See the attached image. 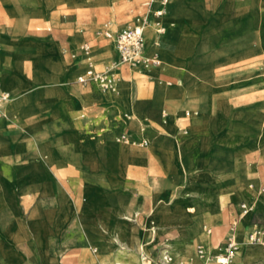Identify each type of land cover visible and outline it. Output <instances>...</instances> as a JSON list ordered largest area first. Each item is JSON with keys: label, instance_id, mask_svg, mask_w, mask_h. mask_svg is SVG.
I'll return each instance as SVG.
<instances>
[{"label": "rangeland", "instance_id": "obj_1", "mask_svg": "<svg viewBox=\"0 0 264 264\" xmlns=\"http://www.w3.org/2000/svg\"><path fill=\"white\" fill-rule=\"evenodd\" d=\"M10 1L8 4L0 0V28L16 31V36H12L16 38V50L32 46L31 43L38 39L52 38L60 42L65 63L70 64L76 59L74 55L81 54L83 63L89 65L83 44L93 41L91 53L95 48L99 52L98 46L108 45L107 48L114 49V52L92 54L96 71H105L108 65L119 63L116 44L102 37V32L107 29L113 34L119 33L127 28L125 24H139L137 20L142 21L145 17V9L137 0ZM236 1L245 10V16L239 13ZM257 2L253 5L252 0H216L215 10L211 13H225V20L219 21L203 13L214 8V0H173L172 11L165 19L171 17L175 22L170 25L176 34L169 30L164 48H173L176 40L177 47L173 52L162 50L161 64L150 65L153 67L150 69L138 63L120 64L114 69V89H102L94 81L79 82V76L86 72L66 82L70 88L89 91L84 92L85 97L102 96L104 101V97L111 93L123 96L125 101L109 104L117 110L123 122L131 119L138 129L131 124L117 123L107 131L105 113H98L97 108L90 107L84 100L85 109L80 107L72 115V122L77 123L76 127L84 128V133L77 136L67 131L57 135L48 132L43 116L37 118L39 114L53 108L57 115H69L81 99L63 97L42 102L33 98L26 91L25 78L17 67L15 72L11 57L4 58L6 49H0V81L4 88L18 94L8 102L0 125L17 126L22 131L19 136L8 128L0 139V264H57L55 254L68 248L87 252L92 258L87 264H100L102 258L110 254L108 226L134 225L139 236L147 241V229L154 220L150 207L153 213L158 208L168 215L171 211L169 205L189 199H175L178 191L185 188L191 194L195 187L203 190L199 198L215 215L205 229L209 233L210 227L213 228V235L209 233L213 241L209 244L197 237V260L183 257L175 259L173 264L180 261L206 264L207 260L197 252L198 246L212 250L220 244L222 235L217 229L232 218L240 200L245 201L252 212L243 215L237 226L240 238L237 263L264 258V254L261 258L245 256V251L264 245V240L258 243L243 240L255 225L261 226L262 215L257 209L260 205L264 209V173L257 174L261 173V166L264 172V0ZM195 13L201 14L199 20L202 23L195 19ZM204 22L210 26L206 33L211 39L216 38L213 44L203 32ZM212 24L216 25V33L212 32ZM148 31L151 44L156 39L153 26ZM196 33L200 35L198 42ZM0 41L6 44L3 32H0ZM18 53L23 56L37 54L34 49L29 53ZM174 55L181 59V64L178 68L179 60H171L175 66L168 69L167 57L173 58ZM45 56L43 54L37 62L32 57L21 62L25 76H41L30 93H38L47 86L60 87L57 77L47 75L43 80L47 73ZM192 59L195 72L193 65L189 64ZM124 65L138 72V79L129 93H126V87L133 83V76L128 67L121 68ZM50 69L55 71V68ZM181 79L182 84L179 83ZM238 83L245 85L237 87ZM256 86L258 91L245 94ZM238 94L246 96L239 97ZM134 95L144 100H138ZM259 97L263 100L258 104L247 108L240 106L244 99ZM20 100L23 105L10 124L6 112ZM150 102L153 114L143 116L141 110ZM108 108L109 105L104 109ZM126 112L130 115L127 116ZM82 113H86L85 118L81 117ZM171 116H175L176 125L169 121ZM152 119L163 123L167 133L173 130L172 125L176 126L175 136L184 137L181 151L175 149L174 136L171 142L161 145L164 148L162 153L154 152L162 139L157 136ZM141 121L149 126L143 128ZM13 122L23 123L18 126ZM119 128L121 130H117ZM107 134L110 138L106 137ZM196 137L202 141H195ZM144 140L148 141L147 145L141 144ZM42 147L47 149L46 153ZM150 149L161 159L163 167ZM144 154H148L147 160H142ZM171 158L179 162L180 172L171 173L177 171L173 160L170 163L173 168L169 169ZM204 195L209 199L204 200ZM233 196L239 200L231 198ZM223 207L228 208L227 219L216 226L214 221L222 217ZM188 220L191 221V217L185 216L184 225ZM244 222L247 225L242 228ZM174 225L179 223L168 229L161 225L165 228L153 241L156 244L146 250L152 255L150 261L145 260L146 264L159 261L157 252L177 232ZM103 240L106 246L101 244ZM84 260L81 256V261ZM215 260L207 261V264H218Z\"/></svg>", "mask_w": 264, "mask_h": 264}, {"label": "crops", "instance_id": "obj_2", "mask_svg": "<svg viewBox=\"0 0 264 264\" xmlns=\"http://www.w3.org/2000/svg\"><path fill=\"white\" fill-rule=\"evenodd\" d=\"M3 1H5L8 4L11 3L10 0H3ZM137 1H141V6L143 7V9H145V2L147 0H137ZM252 1L254 2V3H252L253 5H256L258 3L257 0H252ZM258 1H260V0H258ZM236 5H237V8H238L239 13L242 14L243 16H245L246 15L245 10L241 6H239L237 4V1H236ZM215 6H216V0H214V8L213 9H210V11L205 12L203 9H201V10L204 11L203 12L204 13V16H210L211 19H215V20L217 19L219 21L225 20V13L224 14L223 13H217V12L211 13V12H213L215 10ZM171 11H172V2L169 5V12H171ZM254 13L255 12H253V14ZM199 15H201V14L200 13H195V19L196 20L201 19V17ZM219 17H222V18H219ZM163 21H164V24L167 27V31H166L165 34H163L160 37L161 44L160 45H157L158 47L160 46L159 47L160 48V53H158V54H159L161 60L163 59L162 50L163 51L166 50V51H169V52L170 51L173 52V51L176 50V47H177V45H176L177 44V40H176L175 43H174V47L173 48H170V49L164 48V46L168 43V32H169V30H172V27L170 25V20L165 19V17H164L163 18ZM199 22L202 23L200 20H199ZM137 23H141V19H138L137 20ZM204 23H205V29H204L203 32H204L205 36L207 35V37H209L210 44L211 43L213 44L214 41H216L215 40L216 38L215 37L213 39L210 38V35L208 33H206V32H208V29H209L210 26H209V24L207 22H204ZM215 24L216 25H219L222 28L224 26V25H222L220 23H218V24L215 23ZM216 25L212 24V32H215V30H214L215 28L214 27ZM48 30H50V28H48ZM172 31L174 32V30H172ZM0 32H3L4 34H6V44L4 42L0 41V49H6L5 50V54H4V58L11 57L12 66H13L15 72H16V67H17V70H20L22 76L25 78V84L27 85V90L26 91L30 94V96H32L33 98H37V100H40L42 102H45L46 99H50V100L54 101V100L61 99L63 97H72L73 99L76 98V97H79L81 99V101L77 103L76 109L74 111H72L71 113H69V115H66V116L57 115L56 110L53 109V108L47 109V110L43 111L42 113H40L41 115L39 114V116L37 118H40V116H43V122H44V124L47 123L46 126H48V128H49V131L48 132H50V133L52 132V133H55L57 135L59 132H65V131H67L66 133H68L70 135H77V136H80L82 133H84L86 131L84 128H82V127H76V124L77 123L72 122V115H73V113L76 112L78 110V108H80V107L83 108V109H85L84 108V100H86V102L88 103V105L90 107L97 108L98 113H100V114L102 113V115H103V113H105V115H103V117L104 116L106 117V119H105L106 121L104 122V126L106 127L105 129L107 131H109V129L111 128L110 126L113 127L117 123L131 124L136 129H138L137 126H136V124L131 119H128L127 121H124L123 122V120L119 116V114L116 111V109H114L107 102L102 101V96L101 97H99V96H97V97H93V96L85 97V96H83L84 95V92H89V91L84 90V88L75 89V88L68 87V85L66 84V82H68L69 80H71L72 78H74L75 76H77L78 74H80L82 72L85 73L87 71L88 67H89V65H85V63H83V58H82V55L81 54L74 55V56H76V59L74 61H72L70 64H67V63L64 62V59H63L62 54H61L60 42L57 41V40H54L52 38H48V39H45V40L38 39V40H36V42L34 41V43L33 42L31 43V44H33L32 46H26V47H24L22 49H17L16 50V38L12 37V36H16V31L15 32H9L5 28H2V29L0 28ZM115 34H117V33H115ZM155 34H156V32H155ZM194 35L197 37V42H198L200 35H197V33L194 34ZM75 36L81 37L80 35H75ZM215 36L217 37V35H215ZM221 36H223V33L221 34ZM72 37H74V36H72ZM102 37H104L105 39H110V38H107V37H105L103 35H102ZM71 38L68 41L69 44H70ZM154 38H156V40H157V34L155 35ZM110 40L112 42L116 43L114 39H110ZM88 42L91 45H94L93 41H88ZM2 43H3V48H1V44ZM197 46H198V48L200 47L198 43H197ZM107 47H108V45L101 46V47L98 46L99 52L97 54L108 52L109 50L107 49ZM31 49L32 50L33 49L36 50L37 54L36 55L29 54L27 56H23L22 54L18 53V52H22V51L29 53V51H31ZM109 53H111V52H109ZM43 54H46L45 59H46V64H47V73L44 76L43 80L45 81L47 75H50V76H54V77L59 78L61 84H60V87H58V89H55V88H52V87H48L47 86L48 83L46 82L47 83V85H46L47 87L45 89H43L42 91H40L38 93H30L31 88L35 84H37L39 82L38 79L41 78V76L38 75V74H36V76H34L32 78H30L28 76H25L22 73V65H21V62L22 61L24 62L26 59H29L30 57H32V59H34V61L37 62L43 56ZM175 59H178L179 60V64L176 65L179 68V65L181 64V59L175 56L173 58L167 57L166 67H168V69L172 68V66H175V64L173 62H171V60H175ZM193 59L190 61L189 64H190V66L193 65V70L195 72V68H194L195 65H194V63H191L193 61ZM262 61H263V57L261 58V61L260 62L262 63ZM19 62H20V64H19ZM108 66H110V65H108ZM129 66L128 65L127 66L124 65L121 68H124V67L127 68L128 67V70H129ZM50 68H55V71H50L51 70ZM34 69H36V67H34ZM118 70H121V69H118ZM165 71H169V70L166 69ZM179 71H180V69H179ZM179 71H177V72H179ZM163 72H161L160 74H158L157 79L159 78V76ZM205 73H207V72H205ZM179 74H180V72H179ZM257 78H255V79H257ZM259 78L263 79L262 78V75H259ZM158 80H160V79H158ZM179 83L182 84V79L179 81ZM249 83H247V84H249ZM0 85H1L2 89L6 90V91H9L13 97L16 98V95L18 96L17 93H14L13 91H10V90L4 88L3 85H2V83H1V81H0ZM243 85H245V84H242V83L239 84L238 83L237 87H241ZM252 86H254V85H252ZM133 88H134V84H133ZM131 89H132V87L127 85V87H126V93H129L131 91ZM189 89L191 91H195L193 87H189ZM91 90H92V87H91ZM258 90H259V88L256 86V88H254L253 91L248 92V93H245V94L248 95V94H251V93H253L255 91H258ZM246 95H244V94H242V95L238 94L239 97H242V96L245 97ZM134 98H136L138 100H140V99L142 100L143 99V98H137L135 95H134ZM262 100H263L262 97L254 98V99H244L243 101H241L240 106H242L243 108H247V107H249V106H251L253 104H258V103L262 102ZM107 105H109V108L108 109H104L105 106H107ZM153 110L154 109L152 107V103L150 102L145 107V109L141 110V114L143 116H146V115L148 116L149 114H153V112H152ZM25 117H28V115L25 116ZM81 117L82 118H85L86 117V113H82L81 114ZM169 121H172L173 124H175V122H176L175 116H173V117L171 116ZM13 123L17 124L18 126H21L23 122L22 123L13 122ZM152 124H153L154 130L157 133V136L161 137V139H162L161 144L158 145V147H157V150L160 151V149H164L163 147H161V145L164 146V145L168 144L169 142H171V140L174 139V136L177 133V130L175 129L176 128V126H175L176 124L175 125H172L173 126V130H171L169 133L166 132V130L163 127V123L160 124V121L155 122V120L152 119ZM8 128H9V131H16V134L17 135H19V136L22 135V131H21V129H19V127L16 126V127H11L10 128L9 127V124H8ZM117 130H121V128H119ZM111 136H112V134H111ZM9 137H11V136L9 135L8 138ZM197 138L198 137H196V139H194V140L195 141L198 140L197 142H201L202 141L201 138H198V139ZM165 147H167V146H165ZM42 148H43L44 153H46L47 149L45 147H42ZM151 153L156 158H158L154 154L153 151ZM253 155H255V154H253ZM147 156H148V154L147 155L144 154L143 157H142L143 158L142 160H147ZM249 158H251V157H249ZM255 158H257V157H255ZM159 159L160 158H158V160ZM160 160H159V162H160ZM172 160L174 161V166L176 167L177 171H174V172H171V173L180 172L181 171V167L179 165V162L176 159L171 158L170 159V162H169V165H170V163H171ZM160 164H161V162H160ZM129 167L131 168L132 166H129ZM162 167H163V165H162ZM171 168H173L172 164L170 165V168L169 169L171 170ZM263 173L264 172H263L262 166H261V173L258 172L257 174L263 175ZM257 174H255V175H257ZM260 196L263 197L261 194H260ZM231 198H236V200H239L236 196H233ZM190 203L191 202L188 199V200H185V201L182 200L179 203L174 204V205H169V209L171 211H170V213L168 215H165L158 208L156 209L157 212L156 213H153L151 211V207H150V215L153 217L154 220L151 221V226H150V228L147 229L149 231V234L155 232L154 231V225H156V224L165 225L166 228L168 229L169 227H172L171 225L176 224V223H179V225H174V228H176L177 232L174 233V234H172V236L169 238V239H178L181 236V233H182L181 229L184 227V221H185V214L184 213H186V208H189L186 204H190ZM242 203H244V201L240 200V203L235 205V214L234 215L232 214V218H229V220H228V222L226 224L221 225L219 227V229H217L218 233L220 235H222L220 244H223L224 240L226 239V237H227V235L229 233L231 224H233L235 222H237L239 224L240 219L242 218V216H241V212H242V210H241V204ZM227 204H228V202H227ZM257 210H258V213H261V215H262V218H261V221H260L259 224L261 225V227L264 228V209L260 205V206H258V209ZM253 216H254V214H253ZM226 219H227V216H226V218L224 220H226ZM252 219H253V217H252ZM224 220H222L220 223H222ZM220 223L218 225H220ZM238 224H237V226H238ZM218 225H216V226H218ZM210 229H211V231L209 233L211 235H213V228L210 227ZM135 230H136V233L139 235V233H138L139 230H138L137 227H135ZM251 230L252 229H250V231ZM250 231L248 232V234L250 233ZM237 234H238V232H237ZM99 239H100V237H99ZM238 239L240 240L239 235H238ZM243 240H244V242L245 241L247 242L248 241V235L245 236V238H243ZM151 241H152V238L150 236L147 237V241L144 244L145 248L141 251V254L142 255H143V253L144 254H147L152 259V255L150 253L148 254L146 252L147 249H150L154 244H156V242L155 243H153V242L151 243ZM101 244L104 245V246H106L104 240L101 242ZM163 246H164V244L161 246V248ZM167 251L172 255V252H171L170 249H167ZM160 252H161V250L159 252H157V254H158V257L157 258L160 257L159 256V253ZM162 255H161V257H162ZM154 258H156V257H154ZM151 259H147V261H150ZM263 260H264V258L258 259L256 261L249 262V263L248 262H244V264H252V263H255V262H258L259 264H262ZM236 262H237V260H236Z\"/></svg>", "mask_w": 264, "mask_h": 264}, {"label": "bare ground", "instance_id": "obj_3", "mask_svg": "<svg viewBox=\"0 0 264 264\" xmlns=\"http://www.w3.org/2000/svg\"><path fill=\"white\" fill-rule=\"evenodd\" d=\"M174 11L176 12L175 7H174ZM172 17H173V14H172ZM169 20H170L171 24H175V22L172 21L171 17L169 18ZM128 26H129L128 23L125 24V27H128ZM150 26H153V31L155 32L154 23H152ZM148 28L146 30V41H145V50H144V56L146 58L150 57L154 53H160L159 52L160 46L158 47L155 44L156 39L153 41V43H151V44L149 43ZM107 49L111 53L114 52V49H112V48H107ZM97 52H98V49L95 48V50L91 54H96ZM85 57H84V59H85ZM137 63L139 64V66H145V67H148L149 69L153 68L149 64H147L145 61H142V60L134 61L130 65H136ZM131 67H133V66H131ZM90 69H92V66L89 64V68L87 69L85 74H87ZM130 71H131L132 76H133V83L131 84V87H133L132 85L134 84L135 79H138L137 78L138 72L134 68H131ZM120 72H121V70H120ZM81 76H83V75H80L79 77H81ZM92 81H94L95 83L97 82V84L102 89H105V90L106 89H114L113 86L115 84L113 82L110 86L104 88L97 79H93ZM139 82H141L140 79H139ZM11 100H12V97L10 99H8L6 102H4L5 110H6L8 102ZM123 101H125L124 97L120 96L118 94H115V93H111L110 95L104 97V102H107L108 104L113 103V102L114 103H120ZM22 105H23V101L20 100V101L16 102V104H14L11 108H8V110L6 112V116L8 118V123L14 121V117L17 116ZM124 105H125L124 109L127 110L126 104H124ZM118 110L120 111L121 108L119 107ZM126 114H127V116L130 115V113H128V112H126ZM165 120H167V117ZM141 126L143 128H145L146 126H149V125H146L144 123V121H143V123L141 121ZM7 130H8V127L0 125V139L4 136V134L7 132ZM107 137L110 138V135L109 136L107 135ZM175 139H176L174 141V142H176V148L175 149L178 151H181V149H183L182 148V141L184 140V137H183V135H177V136H175ZM154 152L157 154L162 153L163 149H160V151H158L156 149V150H154ZM202 191L203 190H200L199 188H196V187L190 191L191 194L186 192L185 188L178 191V195L175 196V199L189 198V200L191 202L190 204H186L189 208H186V213H184L185 216L191 217V221L188 220V223H186V225H184L185 229L178 239H169V241H167V243L162 247V250L159 253V256H160L159 260L161 259L162 254H163L162 257L164 256L167 249H170L172 252V255H171L167 251V253H169L172 257L170 264H173V261L175 259H179V258H183V257H191L192 259L197 260L198 255H197L196 249H195L196 238L200 237L203 240H205L206 242H208L209 244H210V242L213 241V236L209 235V233L206 232L205 229L209 227L208 223L212 222L214 220L215 215L208 208L206 203H204L202 200H200L199 197H200ZM203 199L208 200L209 197L204 195ZM182 200L185 201L187 199H182ZM244 203H246V202L244 201ZM226 214H227V209H226V207H223L222 214H221L222 217L219 218L217 221H214V222H216L214 224L218 225L222 220H224L226 218ZM246 214H248V213H246ZM246 214H243V215H246ZM124 216H126V215H124ZM241 219H243V218H241ZM246 225H247V222H244V224L242 225V228H245ZM164 228L165 227L161 226L160 224L154 225V231L155 232L150 233L148 235V237L150 236L152 238L151 242H153L156 239V236L159 233V231H161ZM107 229H108L107 231L109 233V238H108L109 242L107 243V248L109 249L110 254L108 256H105L104 258H102L103 260L100 262V264H146L148 262V261L147 262L145 261L146 259L144 258V253H143V255L141 254V251L145 248L144 244L146 243V239L143 237H139V235L136 233L134 225L129 224L127 226H120V227L115 226V225H110V226H108ZM125 232H126V235L124 234ZM247 242H250V241L248 240ZM222 250H223V248L221 247V244H219L218 246H216L212 250H207V251H209L210 254H216L218 257L220 255V253L222 252ZM86 253L87 252L84 253V251L72 250V249L68 248L67 250L66 249L62 250L60 253L57 252L55 254L54 260L57 262V264H83V263L87 264L90 262V259H92V258H90V255L88 253H87L88 254L87 255ZM89 253H90V250H89ZM263 254H264V245L252 247L251 249H248L247 251H245V256L251 257V258H255V257L261 258L263 256ZM81 256H83V258L85 259L84 261H81ZM200 257L205 259V261L206 260L207 261L213 260V259H209L207 257H202V256H200ZM98 258H100V257H98ZM148 259H151V257ZM207 261H206V264H207ZM215 261L218 263L217 259ZM185 262L186 261H180L178 264L185 263ZM159 263H160V261H157L154 264H159Z\"/></svg>", "mask_w": 264, "mask_h": 264}, {"label": "built area", "instance_id": "obj_4", "mask_svg": "<svg viewBox=\"0 0 264 264\" xmlns=\"http://www.w3.org/2000/svg\"><path fill=\"white\" fill-rule=\"evenodd\" d=\"M172 0H147L145 2V17L140 24H135L127 27L117 34H113L109 30H104L102 35L114 39L119 51V63L112 64L106 68L105 71H96L93 67L94 59L91 54V44L86 42L83 44L82 49L86 55L89 64L92 69L88 71L87 74L79 77V82H88L93 79H97L100 84L106 88L112 84L115 79L114 69H117L120 64L130 65L134 61L142 60L149 65H159L161 64V58L158 53H154L150 57L146 58L144 56L145 41H146V30L154 23L155 32L157 34L156 45H160V37L166 33L167 27L164 24L163 18L169 12V5ZM12 97L9 91L2 89L0 85V120L5 115L4 102ZM126 137V135H124ZM142 145H147L148 141L144 140ZM241 216L243 214L249 213L252 209L246 204H241ZM237 222L231 224L229 233L222 245V252L217 257L216 254H210L203 245H199L197 252L202 257H207L209 259H217L218 264H238L236 262V257L239 252L240 240L237 234ZM211 231V229H209ZM248 240L251 243H258L264 240V228L255 225L253 229L248 234ZM144 258H150L149 255L144 254ZM172 257L169 253H165L163 257L159 260V264H170ZM187 264V263H180ZM264 264V260L262 262Z\"/></svg>", "mask_w": 264, "mask_h": 264}]
</instances>
